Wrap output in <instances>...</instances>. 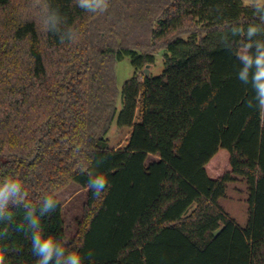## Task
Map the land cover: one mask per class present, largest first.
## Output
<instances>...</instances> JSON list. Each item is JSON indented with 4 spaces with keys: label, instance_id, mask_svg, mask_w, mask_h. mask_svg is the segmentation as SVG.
Wrapping results in <instances>:
<instances>
[{
    "label": "trees",
    "instance_id": "1",
    "mask_svg": "<svg viewBox=\"0 0 264 264\" xmlns=\"http://www.w3.org/2000/svg\"><path fill=\"white\" fill-rule=\"evenodd\" d=\"M33 3L0 0V177L19 179L34 206L71 183L86 191L74 226L58 202L41 218L44 235L83 264H264V114L247 107L255 93L236 59L247 39L230 31L260 24L254 9L109 0L89 13L48 0L76 33L62 42L41 30ZM160 50L163 72L146 76ZM127 57L134 75L119 92L114 68ZM114 122L131 129L118 149ZM98 175L108 181L100 198L87 187ZM239 177L249 186L243 229L219 204ZM12 211L22 222L24 209ZM4 228L6 264H36L30 237Z\"/></svg>",
    "mask_w": 264,
    "mask_h": 264
},
{
    "label": "clouds",
    "instance_id": "2",
    "mask_svg": "<svg viewBox=\"0 0 264 264\" xmlns=\"http://www.w3.org/2000/svg\"><path fill=\"white\" fill-rule=\"evenodd\" d=\"M244 4L254 9L260 24H250L245 30L242 27L232 26V36H245L247 43L242 50L237 51L236 59L241 67L237 72L238 80L244 85H250L254 90V97L247 102V107L256 109L264 114V39L257 37L264 34V0H243ZM77 7L89 12H104L109 7V0H76ZM33 7L37 9L36 21L41 30L52 32L60 36L61 41L74 40L76 33L71 30H62V19L59 13L53 10L48 0H34ZM227 40V38H225ZM226 47H231L226 43ZM108 186V181L102 175L90 177L87 187L93 195L100 198ZM28 193L19 179L10 176L0 177V224L15 225V231L22 232L30 237L31 250L36 264H83V257L77 251L68 250L57 238L44 235L41 218L51 215L57 203L52 196L44 197L38 206L27 202ZM14 208H23V221L15 222ZM10 236L7 228L0 230V264H6L4 245ZM91 257L92 253H88Z\"/></svg>",
    "mask_w": 264,
    "mask_h": 264
},
{
    "label": "rangeland",
    "instance_id": "3",
    "mask_svg": "<svg viewBox=\"0 0 264 264\" xmlns=\"http://www.w3.org/2000/svg\"><path fill=\"white\" fill-rule=\"evenodd\" d=\"M163 69V50H160L156 56V63L151 65L148 70L151 76H157L163 72ZM114 70L116 73V87L121 92L123 84L133 77L134 67L127 57L118 62ZM130 132V128H120L114 122L108 134L110 146L115 149L124 147L127 144ZM57 200L63 205L66 223L73 227L75 218L82 213L86 191L81 189L79 185L71 183L58 193ZM219 204L224 213L238 227L245 228L249 221V186L247 181L239 177L234 182L229 183L226 195L220 199Z\"/></svg>",
    "mask_w": 264,
    "mask_h": 264
},
{
    "label": "water",
    "instance_id": "4",
    "mask_svg": "<svg viewBox=\"0 0 264 264\" xmlns=\"http://www.w3.org/2000/svg\"><path fill=\"white\" fill-rule=\"evenodd\" d=\"M150 66H151V65H147L146 69L144 70V73H145L146 76H149V75H150V74H149V70H148V68H149Z\"/></svg>",
    "mask_w": 264,
    "mask_h": 264
}]
</instances>
